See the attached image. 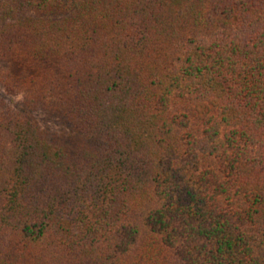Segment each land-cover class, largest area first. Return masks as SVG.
Returning <instances> with one entry per match:
<instances>
[{"label": "trees", "instance_id": "obj_1", "mask_svg": "<svg viewBox=\"0 0 264 264\" xmlns=\"http://www.w3.org/2000/svg\"><path fill=\"white\" fill-rule=\"evenodd\" d=\"M0 264H264V0H0Z\"/></svg>", "mask_w": 264, "mask_h": 264}, {"label": "rangeland", "instance_id": "obj_2", "mask_svg": "<svg viewBox=\"0 0 264 264\" xmlns=\"http://www.w3.org/2000/svg\"><path fill=\"white\" fill-rule=\"evenodd\" d=\"M41 121H42V123L43 124H49V125H51L52 124V122H50V120H48L47 118H45V117H43V118H41Z\"/></svg>", "mask_w": 264, "mask_h": 264}]
</instances>
